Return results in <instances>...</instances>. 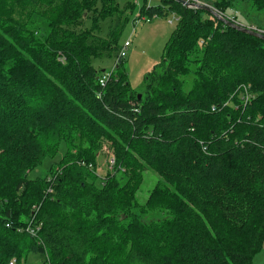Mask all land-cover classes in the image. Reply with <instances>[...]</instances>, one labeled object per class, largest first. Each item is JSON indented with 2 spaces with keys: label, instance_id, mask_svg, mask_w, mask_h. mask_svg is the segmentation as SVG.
<instances>
[{
  "label": "trees",
  "instance_id": "obj_1",
  "mask_svg": "<svg viewBox=\"0 0 264 264\" xmlns=\"http://www.w3.org/2000/svg\"><path fill=\"white\" fill-rule=\"evenodd\" d=\"M145 1L137 21L176 19L132 87L118 50L135 1L0 0V264L30 252L41 264H250L260 249L264 39ZM198 1L247 24L244 0ZM106 58L111 71L94 66ZM60 143L79 163L28 177ZM102 146L112 166L100 176ZM150 171L165 182L144 192Z\"/></svg>",
  "mask_w": 264,
  "mask_h": 264
},
{
  "label": "rangeland",
  "instance_id": "obj_2",
  "mask_svg": "<svg viewBox=\"0 0 264 264\" xmlns=\"http://www.w3.org/2000/svg\"><path fill=\"white\" fill-rule=\"evenodd\" d=\"M135 2L134 3L136 6L132 13V20L130 19L128 21L119 39L120 45H122L125 40H128L130 43V46L126 50V55L124 57L123 69H125L128 82L132 87L138 86L142 81L143 75L160 61L163 48L171 35V30L174 28L176 19L173 14L168 13L163 17H156L152 20L137 21L139 19L138 16L140 15V9L143 7L144 0H135ZM145 2V5H156L158 0H146ZM210 6L214 8L212 5ZM255 9L264 10L262 7L251 6L248 0L243 1L242 13H244L248 21L254 24H256V21L259 23L264 20V12L256 11ZM231 14L234 13L231 12ZM134 20L135 22H132ZM232 20L235 21L233 17ZM248 21L245 26L255 29L257 28L255 25H251ZM185 54L187 55V59L190 61L188 66L193 72V69L196 66V58L191 52H187V50ZM93 64L96 68L111 71L114 64V59L106 58L102 59L101 61L95 60ZM247 87L249 88V85H247ZM100 143L105 144V141H100ZM100 149L103 151L99 152L97 155V162L94 168L91 167V169H93V171L99 175L105 173V169L108 170L110 168L109 170H111L112 166V157L110 152L105 148V146H102ZM64 152V144L60 143L57 153L54 156H48L47 159L42 162L41 166L32 169V171L28 173V177L36 179L39 177H45V175L48 173L54 174L56 167L61 169V167L65 164L61 163L62 160L66 163L76 161H66L65 156L63 155L65 154ZM76 162L79 163L78 160ZM156 180L165 182L161 180V176H158L154 172H146L142 185L143 191L149 192L151 188L156 185ZM238 202L243 208L245 204V197L242 196ZM153 214L155 213H151V215ZM150 217L151 218L149 219L154 218L155 221L164 222V220H161L163 218H161L162 216L160 215H153ZM151 224L156 226V230L159 229V226L155 222H152ZM44 259V254L30 252L26 255L25 264H41ZM250 264H264V239L260 249L256 251L255 255L252 257Z\"/></svg>",
  "mask_w": 264,
  "mask_h": 264
},
{
  "label": "water",
  "instance_id": "obj_3",
  "mask_svg": "<svg viewBox=\"0 0 264 264\" xmlns=\"http://www.w3.org/2000/svg\"><path fill=\"white\" fill-rule=\"evenodd\" d=\"M174 1L182 4L183 6H185L187 8L199 9V10L206 11L231 28H234V29L241 31L243 33H247V34H250L252 36L264 39V33L262 31L255 29V28H252V27L242 25L236 21H233L232 19L221 15L219 12H217L214 8H212L210 5H208L206 3L190 2V1H186V0H174Z\"/></svg>",
  "mask_w": 264,
  "mask_h": 264
},
{
  "label": "built area",
  "instance_id": "obj_4",
  "mask_svg": "<svg viewBox=\"0 0 264 264\" xmlns=\"http://www.w3.org/2000/svg\"><path fill=\"white\" fill-rule=\"evenodd\" d=\"M186 1H190V2H197L200 3L198 0H186ZM149 6V5H147ZM175 16V15H174ZM176 18V17H175ZM229 18V17H228ZM232 19V18H230ZM130 46V43L128 40H125L123 42V44L121 45L120 49L118 50V57L119 58H123L126 55V50L128 49V47ZM31 232V231H30ZM32 233V232H31ZM9 264H12V262H9Z\"/></svg>",
  "mask_w": 264,
  "mask_h": 264
},
{
  "label": "crops",
  "instance_id": "obj_5",
  "mask_svg": "<svg viewBox=\"0 0 264 264\" xmlns=\"http://www.w3.org/2000/svg\"><path fill=\"white\" fill-rule=\"evenodd\" d=\"M135 1V0H134ZM136 3V2H135Z\"/></svg>",
  "mask_w": 264,
  "mask_h": 264
}]
</instances>
